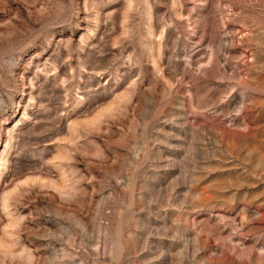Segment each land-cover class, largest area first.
<instances>
[{
    "label": "rangeland",
    "instance_id": "rangeland-1",
    "mask_svg": "<svg viewBox=\"0 0 264 264\" xmlns=\"http://www.w3.org/2000/svg\"><path fill=\"white\" fill-rule=\"evenodd\" d=\"M0 264H264V0H0Z\"/></svg>",
    "mask_w": 264,
    "mask_h": 264
}]
</instances>
